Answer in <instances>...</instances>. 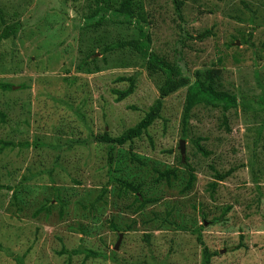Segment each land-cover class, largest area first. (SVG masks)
<instances>
[{
  "label": "rangeland",
  "instance_id": "374dc122",
  "mask_svg": "<svg viewBox=\"0 0 264 264\" xmlns=\"http://www.w3.org/2000/svg\"><path fill=\"white\" fill-rule=\"evenodd\" d=\"M184 1L183 22L177 19L171 0H134L133 9L149 23L154 51L171 63L178 26L194 37L186 41L180 65L192 76L199 71L201 79L215 65L213 87L237 95L240 101L237 109L226 114L229 131L220 126V109L194 108L187 132L191 139L201 138L199 145L209 153L202 156L180 137L187 89L170 95L163 101L162 119L148 129L152 143L144 136L135 140L134 149L119 148L120 164L115 168L121 171L113 172L114 178L142 183L145 197L158 201L136 211L133 193L113 181L86 219L71 214L59 219L49 186L62 190V198L69 202L97 199L107 181L105 147L92 140L88 146L70 141L104 130L115 137L134 126L158 97L156 82L140 67L121 66L117 59L128 62V51L117 50V56L102 64L97 45L86 53H96L93 59H99L103 71L79 73L77 65L90 44L84 39L81 43L80 34H90L83 26L89 23L85 16L91 11L86 4H93L92 0L4 1V13L18 11L20 21L33 24L37 16L42 18L28 29L32 33L22 31L0 47V87L11 85L7 91L0 88V112L5 115L0 118V186L17 187L18 196L15 202L11 191L0 189V264H201L203 246L218 252L211 264H264V155H260L264 154V109L254 107L257 101H248L264 89V0ZM250 32L256 48L261 45L256 58L239 42ZM104 33L105 44L139 38L134 25L109 23ZM233 38L236 42L228 45ZM51 45L56 47L46 55ZM134 74L133 94L116 102L111 90L127 87L116 79ZM35 138L52 148L6 146V142L31 143ZM180 141L196 176L183 194L188 173L183 167H177L178 178L170 186L152 184L156 169L179 165ZM56 145L65 146L61 166L53 164ZM132 154L142 163L130 162ZM230 169L231 176L216 182V173ZM71 188L77 196L65 191ZM47 198L54 204L51 215L34 217ZM92 214L100 219L98 223L91 222ZM111 223L122 231H112ZM78 225L94 227L95 233L81 235ZM144 235H150L149 244ZM78 246L108 259L85 258L83 252L70 258L59 255L62 247L71 251Z\"/></svg>",
  "mask_w": 264,
  "mask_h": 264
},
{
  "label": "trees",
  "instance_id": "16d2710c",
  "mask_svg": "<svg viewBox=\"0 0 264 264\" xmlns=\"http://www.w3.org/2000/svg\"><path fill=\"white\" fill-rule=\"evenodd\" d=\"M4 1L6 0H0V47L3 41L12 40L13 38H18L19 36H17V34H19L22 31L27 30L26 34L32 33L28 29L35 26V24L40 22L42 18V15L40 16V18L39 16H37L38 20L33 24L25 23V20L20 21L17 18L18 11H13L11 15H8L7 12L6 14L4 13V10L1 9L4 8L3 5ZM85 1L87 2V0ZM133 1L134 0H92L93 4H86V8H89L91 14L85 16V18L89 21V23L88 22L84 23L85 26H83V29L85 30L89 29L90 34L89 35L80 34V36H82L80 42L82 43L84 39V42L86 43L90 42V44L86 47L87 50L85 51V56H84L85 59L82 60L77 65V69L79 73H87V74L103 71L101 69L102 67L99 65V59H93L94 54L96 53L95 52L86 53V52L94 51L95 45L100 46V49L98 50L99 54L102 55L100 61L104 65L107 64L109 57L117 56L116 55L117 50L128 51L129 53V57L127 58L128 62L123 63L122 59L119 58L117 59L118 62H120L121 66H124L125 64L126 65L131 64L133 67H140L144 69L147 72V74L155 80L158 97L154 101V103L148 108V110L144 112L141 119L134 126L124 130L120 135L114 137L109 135V133H107L104 130L102 133L95 136L89 133L88 138L90 139L88 138L83 140L74 139V141L73 140L70 141L71 144L72 143L78 145L83 144L85 146H88L90 144V140H92L96 143L104 145L105 153H106L104 167H106L107 181L102 186L97 199L93 198L92 201L87 200V203H85V201L82 199L75 200L74 202H69L66 198H62L61 196L62 190H60L58 187L55 186H49L51 194L54 196V199L52 200L53 201L55 200L56 204H58L57 213L59 219L64 218L65 215L69 216L70 214L72 216L79 215L82 216L83 219H86L89 213H93L95 207L97 206V203L103 198L104 194L108 190L107 188L113 181L118 182L121 186V189L126 193L129 192L133 193L132 195L134 196L133 203H137V207L135 208L136 211L145 208L147 205H150V203L158 201L157 197H154L152 199L145 197V192L144 194L142 193V190L144 188V185L142 183L134 184L133 182L127 181L122 178H114L113 172L118 173L121 171L119 170V168H115L120 164V161L117 162V160L121 158L118 152L119 148L128 145L129 148L131 149L133 148V144L135 143V140L143 139L144 136H147L150 143H152V139L150 137L148 129L155 123L156 120L162 119L160 112L163 106V101L170 95L174 94L175 92L181 89L184 88L187 89L184 109L181 118L180 137L183 140H188L190 144H192L196 148V150L204 157H208L209 153L205 151V149H203L202 146L199 145L201 138L191 139L188 136L187 130H188L189 120L191 117V111L198 106H203L212 109H220L222 112V123H220L221 124L220 126L223 127L225 131H229L227 125L228 118L226 114L233 109L234 110L237 109L239 106L240 101H238L237 95L231 94L228 91H220L213 87V83H214L213 68L215 66L214 64L213 66H211V69H206L204 71L205 74L203 73L204 77H202V79L200 78L201 73L199 71L194 72L193 76H195V78L193 79V76L190 75L187 70H184L183 66L180 65V63L182 62L181 59L182 51L185 48L186 41L194 40V37L188 34L182 25L178 26L180 29V34H179V39L176 41L174 45V50H173L175 56L174 62L171 63L163 54L162 57L159 56L157 52L154 51V49L152 48V40L148 31L149 23L146 21L145 17L142 16L139 12L135 13L133 9ZM191 1L192 3H197V0H191ZM78 3H81V1H78ZM116 3H118V6H116ZM171 3L177 19L183 22L182 7L184 6L185 1L171 0ZM112 5H114L115 7L112 8L111 7ZM52 10H55V8H53ZM109 23L118 26L134 25V27H136L138 31L139 38L105 44V41H103L102 39L105 38L104 32L106 31V27ZM98 32H101V35H98ZM207 34L208 36H210V32L207 31ZM252 35H253L252 32H250L246 40L239 42L241 46L246 45L247 47H249L252 51L253 58H256L257 51L258 49H261L260 47L261 45H259L256 48L252 40L253 37ZM232 41L233 42L228 45L231 46L232 44H234L236 42V39L233 38ZM56 45L59 46L60 43ZM56 45H51L50 46L51 48L49 47L50 49L48 48L44 53L47 55L48 53H50L51 49L56 47ZM44 53H41L40 56H42V54ZM218 62L221 63V60ZM63 74L67 76L69 74V70L66 69L63 70ZM136 77L137 75L134 74L130 77H119L116 79V82L127 84L126 88L120 90L119 89L111 90V94L115 95L116 102H121L133 94L136 87ZM156 77L159 78L158 82ZM258 87L263 88L261 85H258ZM0 88L7 91L11 89V85L4 84V87L3 88L0 87ZM254 97H250V98H254V100L249 98L248 101H257L254 107H257V109L261 108L263 110L264 89H262V92L259 95H256ZM130 108L137 109L135 106H131ZM4 116L5 115L0 112V118L3 119ZM17 145L20 147L22 146L28 147L29 145H32L35 148L45 147V146L52 148L53 146L50 144L47 145L45 143H41L37 138H35L31 143L25 142V143L14 144L11 142L8 143L6 142V146L15 147ZM65 146L70 147L71 145L65 144ZM64 147L57 146L56 155L54 156L53 159L54 165L60 164L61 166V163L59 162L60 153L64 151ZM166 153H172V151H166ZM260 155H264V154H262L261 152ZM135 161L142 163V159L140 157L132 154L130 157V162H135ZM177 167H183L188 172L186 186L181 190V193L183 194L184 192L190 190L196 180L195 170L188 163L187 157L183 155L181 156L180 153H179V165L174 167H164L161 170L156 169L154 171L155 177L153 178L152 184H154L155 186V185H160L161 183L164 182L166 185L170 186L171 180L178 178ZM233 172H234L233 169H230L225 174L216 173V179H217L216 182L224 181L226 178L231 176ZM257 180L258 178L254 179V181L256 182ZM74 182H76L77 184V181ZM50 183L54 184V180L52 178L50 180ZM1 188L11 191L12 192L11 198L13 199V201L17 202V198H18L17 187L13 188L9 186H0V189ZM73 190L74 188H71L70 190L67 189L65 191H67V193H69L72 197L77 196L76 195L77 192ZM69 198L70 197L68 196V199ZM69 206L71 207L69 208ZM53 208H54V204H52V201L47 198L45 199L44 204L38 210L35 211L33 216L36 217L40 213H44V215L49 216L51 215ZM65 208L68 210L65 211L64 210ZM85 210H87L88 213L85 212ZM100 210L102 211V208ZM224 215H226V213L222 214L221 217L224 218ZM90 220L92 223H98L100 219L94 217V214H92V218ZM217 220H221V219H217ZM110 227L111 230L114 232L122 231L119 227H117L113 223H111ZM93 228L94 227H88L84 225L80 227V225H78L77 232L81 235L94 234L95 230ZM125 231L127 232V230ZM144 236L149 244L150 235H144ZM198 242L202 244L200 235H198ZM239 247H242V245ZM1 249L2 247L0 245V250ZM81 252L85 253V258L103 257L108 259V256L102 254L101 252L86 250L81 246L80 247L78 246V249L71 251H68L62 247V249L59 251V255L67 254L70 258L72 256L80 254ZM112 254L115 253L112 252ZM216 255H218V252L211 253L206 247L203 246L201 264H211L212 258ZM110 259L115 260L114 257H110Z\"/></svg>",
  "mask_w": 264,
  "mask_h": 264
},
{
  "label": "water",
  "instance_id": "95a60500",
  "mask_svg": "<svg viewBox=\"0 0 264 264\" xmlns=\"http://www.w3.org/2000/svg\"><path fill=\"white\" fill-rule=\"evenodd\" d=\"M237 44H239V43L237 42ZM179 150H180V154L183 155L184 154V141L179 142ZM119 242H120V238L118 239L117 244L115 245L116 250L118 248Z\"/></svg>",
  "mask_w": 264,
  "mask_h": 264
}]
</instances>
